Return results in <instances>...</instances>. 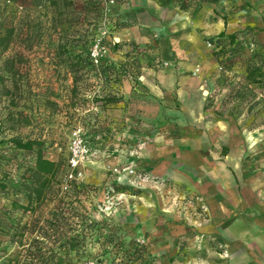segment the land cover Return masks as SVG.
Wrapping results in <instances>:
<instances>
[{"label":"rangeland","instance_id":"obj_1","mask_svg":"<svg viewBox=\"0 0 264 264\" xmlns=\"http://www.w3.org/2000/svg\"><path fill=\"white\" fill-rule=\"evenodd\" d=\"M246 16L237 0L187 11L175 1L100 0L99 9H89L81 19L64 11L14 15L2 12L0 4V21L13 24L15 35L11 49L0 54V264H38L33 257L47 256L53 243L67 238L80 247L67 255L66 264L92 257H101L104 264H223L220 245L200 235L195 242L183 238L158 245L154 231L163 219L142 204L149 193L140 178L152 180L136 159L137 130L126 112L146 77L198 78L211 118L258 129L261 141L254 154L264 157V101L257 97L259 84L247 79L248 68L258 66L264 55L251 31L236 26ZM222 29L236 34L243 46L229 70L212 56ZM83 34L89 40L82 56L90 65L75 71L74 56L80 51L67 48L57 57L55 42ZM94 50L97 63L91 58ZM7 58L14 60L17 89L3 71ZM3 87L10 88L9 96ZM76 131L89 152L75 171L81 179L70 180L67 159ZM11 138L36 140L44 158L58 164L49 190L27 211L13 204L27 205L34 154L16 149ZM257 169L262 176L258 186L264 189V166ZM156 181L167 187L166 181ZM174 200L176 210L186 207L185 199ZM145 218L146 227L140 226L139 219Z\"/></svg>","mask_w":264,"mask_h":264},{"label":"crops","instance_id":"obj_2","mask_svg":"<svg viewBox=\"0 0 264 264\" xmlns=\"http://www.w3.org/2000/svg\"><path fill=\"white\" fill-rule=\"evenodd\" d=\"M237 2L247 16L236 26L251 31L264 55V0ZM200 85L198 78L160 73L135 88L126 117L137 130L136 159L152 180L140 179L149 193L142 204L161 213L163 223L154 231L158 245L183 238L195 242L200 235L220 245L223 264H264V189L258 186L262 176L257 169L264 157L254 154L261 141L258 129L211 118ZM257 97L264 101V89ZM179 198L186 207L176 210L174 199ZM139 221L144 226L148 219Z\"/></svg>","mask_w":264,"mask_h":264},{"label":"trees","instance_id":"obj_3","mask_svg":"<svg viewBox=\"0 0 264 264\" xmlns=\"http://www.w3.org/2000/svg\"><path fill=\"white\" fill-rule=\"evenodd\" d=\"M168 2H177L178 8L182 11H187L189 8H199L203 4L216 5L218 0H167ZM1 11L8 12L9 14H27L31 11H45L51 14H59L64 11L65 14L73 15L77 14L78 18H84L89 9H99L100 0H0ZM57 21H55L53 29L56 30ZM14 25L10 22L5 23L4 20L0 21V54L8 52L14 44ZM88 36L83 34L77 39L70 41L65 39L64 41L55 42V53L57 57L68 53L67 48L72 50H78L80 53L75 57L76 70L81 71L89 64L88 56L84 58L82 54L88 44ZM54 43V41H53ZM215 51L212 56L216 61V64L223 70H229L231 66L240 59L241 52L243 50L242 43L237 39L236 34H224L219 33L214 41ZM256 55L253 56V58ZM13 58H7L3 61V71L8 77L12 79V83L15 89L19 87L14 81L13 71ZM264 58L260 61L258 66H252L248 68L247 79L248 81L259 84L260 89H264ZM21 86V84H20ZM3 94L9 96L11 93L10 88L3 87ZM12 145L22 151L31 152L34 154V164L29 170V179L31 186L26 189V206H20L13 204L14 207L22 211H27L28 207L33 201H39L50 188V178L53 177L58 171V164L44 158L41 152V144L36 140L21 141L19 138H11ZM57 229V226H53ZM18 245L20 241L17 242ZM80 243L73 238H67L64 241L53 243L49 249V254L44 257H33L38 264H66L67 255L71 252H77L79 250ZM60 253V254H58ZM64 255H61L63 254ZM222 253V250H220ZM99 263L104 264L101 257H92ZM68 263V262H67Z\"/></svg>","mask_w":264,"mask_h":264},{"label":"built area","instance_id":"obj_4","mask_svg":"<svg viewBox=\"0 0 264 264\" xmlns=\"http://www.w3.org/2000/svg\"><path fill=\"white\" fill-rule=\"evenodd\" d=\"M91 58L94 63H97V53L96 50H94L91 53ZM88 148L84 143L83 138L80 136L79 132L76 131L73 134V138L69 145V156L67 159V167L69 169V172L67 174L68 179L70 180H77L81 179L82 174L80 172L76 173L75 171L84 163V161L88 157ZM114 172H117V170H114ZM129 176H134V172L130 170L128 172ZM141 181L145 180L140 178ZM80 264H101L95 259H88Z\"/></svg>","mask_w":264,"mask_h":264}]
</instances>
